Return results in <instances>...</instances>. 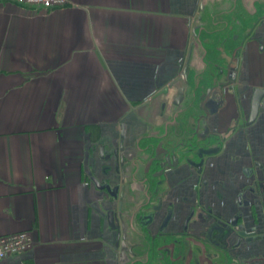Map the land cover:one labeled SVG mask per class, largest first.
<instances>
[{"label":"crops","instance_id":"obj_1","mask_svg":"<svg viewBox=\"0 0 264 264\" xmlns=\"http://www.w3.org/2000/svg\"><path fill=\"white\" fill-rule=\"evenodd\" d=\"M256 88L264 0H0V238L34 241L0 264H264Z\"/></svg>","mask_w":264,"mask_h":264},{"label":"water","instance_id":"obj_2","mask_svg":"<svg viewBox=\"0 0 264 264\" xmlns=\"http://www.w3.org/2000/svg\"><path fill=\"white\" fill-rule=\"evenodd\" d=\"M233 89V87H232ZM264 98V89L256 88L253 91L252 101H251V113L249 120L247 122V125H251L255 122V120L258 117L259 114V108L262 99ZM124 128V127H123ZM125 130L123 129L122 132V139H121V146L120 149L123 150V144H124V138H125ZM117 146V144H116ZM115 153H118L117 148H115ZM90 178L93 180V182L100 187L101 189H106L112 196L116 197L117 188L112 189V186L110 184L101 185L99 181L96 178L92 177V173H88ZM145 218V217H144ZM151 218V217H150ZM208 220V219H207ZM217 222L218 224H214L212 226L213 230H216L217 233L223 240H228L231 237L235 236L238 238L237 240V246L241 244L242 241H248L250 242L252 238L260 236L261 232H248L243 225L238 224L237 217L233 218L231 221H225L222 218H215L214 222Z\"/></svg>","mask_w":264,"mask_h":264},{"label":"built area","instance_id":"obj_3","mask_svg":"<svg viewBox=\"0 0 264 264\" xmlns=\"http://www.w3.org/2000/svg\"><path fill=\"white\" fill-rule=\"evenodd\" d=\"M20 5H28L36 9L50 10L62 8L67 0H11ZM34 245L32 235L29 232H21L0 238V261L9 256L23 253Z\"/></svg>","mask_w":264,"mask_h":264},{"label":"flooded vegetation","instance_id":"obj_4","mask_svg":"<svg viewBox=\"0 0 264 264\" xmlns=\"http://www.w3.org/2000/svg\"><path fill=\"white\" fill-rule=\"evenodd\" d=\"M196 142V140H194V143ZM194 145V144H193ZM193 147V146H192ZM105 185L108 184L107 182L104 183ZM103 184V185H104ZM113 189V187H112ZM118 187H117V192H118ZM116 192V193H117ZM123 200V199H122ZM169 208L167 209V212L166 214L163 216L160 224H158V227L156 230H160V231H164L166 229V227L173 221V220H176V215L174 213V209L172 208L173 207V204L169 203L168 204ZM163 208V207H161ZM143 216L142 218H144V224L148 223L149 221L151 223L155 222V219H156V213H155V209L152 207V210L149 212V213H142ZM151 217V218H150ZM197 218H199V216L197 217V208H192L191 211H190V214L184 219V222L182 224V227L180 226V228H182V231L184 232H187L188 229H189V224H190V221L193 220L195 222V224H197ZM139 219V218H138ZM176 244H177V241H175ZM167 249V252L170 253V255H172L175 251L174 247H170V246H166ZM194 263L197 264V255L194 254ZM187 260V259H186ZM173 261V258L171 260V263Z\"/></svg>","mask_w":264,"mask_h":264}]
</instances>
